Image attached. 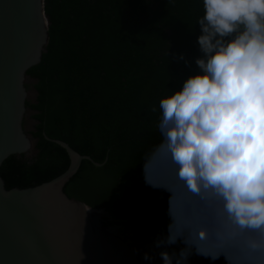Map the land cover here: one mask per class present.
Instances as JSON below:
<instances>
[{"label": "trees", "instance_id": "obj_1", "mask_svg": "<svg viewBox=\"0 0 264 264\" xmlns=\"http://www.w3.org/2000/svg\"><path fill=\"white\" fill-rule=\"evenodd\" d=\"M44 2L48 44L41 62L26 71L35 80V103H25L35 122V156L4 160L5 190L64 172L70 159L54 141L62 142L95 163L105 160L100 167L81 162L63 187L68 198L115 220L139 219L167 237L172 192L147 183L146 166L159 179V100L200 71L195 59L202 55L197 23L203 0Z\"/></svg>", "mask_w": 264, "mask_h": 264}, {"label": "clouds", "instance_id": "obj_2", "mask_svg": "<svg viewBox=\"0 0 264 264\" xmlns=\"http://www.w3.org/2000/svg\"><path fill=\"white\" fill-rule=\"evenodd\" d=\"M203 9L200 71L159 100V179L147 166L145 179L172 192V223L155 246H188L162 251L163 264H184L192 247L264 264V0H203Z\"/></svg>", "mask_w": 264, "mask_h": 264}, {"label": "water", "instance_id": "obj_3", "mask_svg": "<svg viewBox=\"0 0 264 264\" xmlns=\"http://www.w3.org/2000/svg\"><path fill=\"white\" fill-rule=\"evenodd\" d=\"M44 0H0V167L9 156L25 155L35 140L26 136V71L41 62L48 44ZM32 80V79H31ZM36 93V92H35ZM63 148L70 165L56 177L23 189L5 190L0 177V264H163L162 251L179 255L184 242L156 247L158 236L141 220H115L68 198L63 187L90 157ZM148 253L152 259L145 260ZM175 264V257L173 259ZM184 264H227L192 247Z\"/></svg>", "mask_w": 264, "mask_h": 264}, {"label": "rangeland", "instance_id": "obj_4", "mask_svg": "<svg viewBox=\"0 0 264 264\" xmlns=\"http://www.w3.org/2000/svg\"><path fill=\"white\" fill-rule=\"evenodd\" d=\"M35 85V80H26L24 82V88L26 91V103L31 105L35 103L36 99V93L33 91L32 86ZM32 112L28 109L25 110L23 121H22V128L26 136H30V133L32 132V127L35 125V122L31 120ZM33 156H35V151L28 152L24 155L25 159H31Z\"/></svg>", "mask_w": 264, "mask_h": 264}]
</instances>
